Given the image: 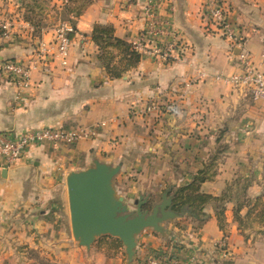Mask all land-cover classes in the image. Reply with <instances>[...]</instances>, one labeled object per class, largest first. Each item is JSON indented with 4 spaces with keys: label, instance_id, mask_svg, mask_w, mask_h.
I'll use <instances>...</instances> for the list:
<instances>
[{
    "label": "crops",
    "instance_id": "obj_1",
    "mask_svg": "<svg viewBox=\"0 0 264 264\" xmlns=\"http://www.w3.org/2000/svg\"><path fill=\"white\" fill-rule=\"evenodd\" d=\"M27 1L0 0V23H8L11 32L7 42L0 40V63L29 58L39 43L52 41L54 28L62 22L73 21L75 34L68 64L50 62L33 70L22 98L16 99L15 86L0 73V132L107 124L73 145L33 144L15 166L0 167V264H25L29 248L54 264H147L154 253L174 245L185 264H264V250L250 247L251 237L242 235L234 218L239 201L233 197L239 193L252 198L241 207L242 217L256 201L264 205V98L253 99L216 78L237 70L238 49L231 50L208 18L209 0H90L77 16L67 12L65 0H48L44 17L64 8L67 20L46 24L38 34L24 19ZM220 1L244 36L245 49L260 61L264 0ZM81 2L72 0L69 6L76 11ZM147 7L168 21L179 45L164 57L163 45L160 53H153L154 43H146L135 66L111 77L91 38L94 25H111L115 37L133 42L148 24ZM111 52L110 65H118L121 53L114 48ZM173 101L176 114L159 109L137 113L146 104ZM94 159L121 165L113 184L128 204L165 191L172 197L176 187L202 171L207 179L200 184L201 192L231 196L222 201L223 227L215 203L209 202L204 221L177 215L162 223L165 236L152 228L137 234L130 262L117 237L99 236L89 248L76 245L66 177ZM222 239L227 249L218 244Z\"/></svg>",
    "mask_w": 264,
    "mask_h": 264
},
{
    "label": "built area",
    "instance_id": "obj_2",
    "mask_svg": "<svg viewBox=\"0 0 264 264\" xmlns=\"http://www.w3.org/2000/svg\"><path fill=\"white\" fill-rule=\"evenodd\" d=\"M67 3V0H65ZM207 16L211 23L217 27L221 35L230 42L231 50L236 47L235 54L237 70L220 78L224 83L242 92L249 93L253 99L264 98V55L256 62L251 53L245 49V38L239 34L230 21L226 5L220 0H209ZM145 14L149 17L148 24L132 43V49L142 55L146 43H154L151 51L160 53V45L164 46L162 56L167 57L168 52L178 44L174 32L167 29L168 21L157 18L152 8L147 7ZM8 23H0V40L7 42L11 37ZM75 28L70 22H62L54 28L53 39L47 43H39L31 56L25 60H4L0 63V73L16 88V99L22 98L26 89L30 87L31 73L42 68L50 62H57L61 66L68 64L72 36ZM161 37L170 38L167 41ZM179 45V44H178ZM182 49V47H181ZM180 49V50H181ZM205 75L201 72L200 78ZM155 109L171 114L178 112L175 101L156 106L149 103L137 109L139 115ZM107 124L106 121L94 122L90 125H79L75 128L40 127L29 128L23 132H0V167H12L22 158L27 149L36 143L47 141L54 148L62 144L73 145L79 140L92 138L97 131ZM218 244L227 249V242L222 239ZM178 246L174 245L165 250L154 253L147 260V264H185L176 252Z\"/></svg>",
    "mask_w": 264,
    "mask_h": 264
},
{
    "label": "water",
    "instance_id": "obj_3",
    "mask_svg": "<svg viewBox=\"0 0 264 264\" xmlns=\"http://www.w3.org/2000/svg\"><path fill=\"white\" fill-rule=\"evenodd\" d=\"M120 164L94 159L87 168L66 177L70 227L79 246L89 248L102 235L117 237L125 247L128 262L135 253V236L146 228L165 236L163 222L177 217L172 199L165 191L156 199L139 196L131 205L114 188L113 178Z\"/></svg>",
    "mask_w": 264,
    "mask_h": 264
},
{
    "label": "trees",
    "instance_id": "obj_4",
    "mask_svg": "<svg viewBox=\"0 0 264 264\" xmlns=\"http://www.w3.org/2000/svg\"><path fill=\"white\" fill-rule=\"evenodd\" d=\"M71 1L72 0H67V3L65 5L69 7L68 12H75L74 15L76 16L80 13V9L90 2V0H83V2H81L77 6L78 8L75 11L69 6V3ZM40 5L41 4L37 3L36 7H40ZM32 9H34V7H32ZM24 19L28 23H30V25H32L34 34L41 30V27H39L29 19L27 13L24 15ZM70 23L75 28L74 22L71 21ZM91 38L94 43L98 46L100 50V59L102 60V62H104L105 67L111 77H119L122 70H126L129 67L135 66L140 60V57L142 56L138 51L132 49L131 42H127L118 37H115L113 35V28L111 25L95 24L92 29ZM111 48L117 49L121 53V60L118 65H110L113 57V52H111ZM206 179V176L203 175L202 171H200L197 175L193 177L190 182L176 187L172 191V210L179 216L189 215L195 220L204 221L208 217V214L204 212L205 205L209 202H214L216 216L218 218L220 226L223 227L222 223L225 206L223 205L222 201H224L223 199H227V201H229L231 199V196H229L227 192L222 194L221 196H213L211 194L201 192L200 184ZM244 189H246V186ZM237 199L239 202L237 204V208L234 209V218L240 224V220L242 218L240 214V209L245 204V200L249 199L247 197L242 199V201L238 197ZM249 212L250 211H247L245 215H247Z\"/></svg>",
    "mask_w": 264,
    "mask_h": 264
},
{
    "label": "rangeland",
    "instance_id": "obj_5",
    "mask_svg": "<svg viewBox=\"0 0 264 264\" xmlns=\"http://www.w3.org/2000/svg\"><path fill=\"white\" fill-rule=\"evenodd\" d=\"M32 0H28L26 2V10H27V15L29 16V19L34 22L36 25H38L39 27H43L44 25L48 24H55L57 22H60L62 20H67V17L65 14V9H61L59 11V13H54L52 15L45 16L42 14V12H44V7L47 8L46 4H48V0H35L34 4L31 3ZM34 1V0H33ZM39 3L41 4L40 7H36V4ZM32 7H34V9H32ZM66 10L68 12V8L66 5ZM50 10L54 8H49ZM69 13V12H68ZM243 187V185H242ZM237 190V188H236ZM242 190V188H241ZM146 196H150L152 199H156L158 196H154V195H146ZM234 197H238L240 200L246 198L244 197V194L239 196V193L236 195H234ZM249 198V200L251 201L252 198L251 197H247ZM238 201V199H237ZM131 208L133 207V204L131 203ZM241 229V233L242 235L247 239L251 237L250 240V247L254 248V249H258V251H263L264 250V205L261 202H257L255 203V205L253 206V210H250V212L247 215H244L241 220H240V227ZM74 240V239H73ZM74 242L77 244V242L74 240ZM79 246V245H78ZM28 251V255L29 258L24 260L23 262L25 264H54V262H52L47 256L45 255H38L36 254V252L38 251V249H33V248H29L27 249ZM255 252V251H254ZM16 263H20V260H17ZM59 264V263H57Z\"/></svg>",
    "mask_w": 264,
    "mask_h": 264
}]
</instances>
